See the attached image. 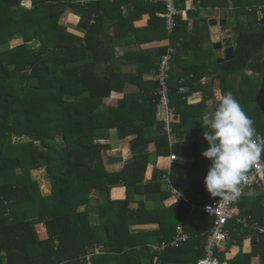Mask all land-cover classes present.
<instances>
[{"label": "trees", "instance_id": "obj_1", "mask_svg": "<svg viewBox=\"0 0 264 264\" xmlns=\"http://www.w3.org/2000/svg\"><path fill=\"white\" fill-rule=\"evenodd\" d=\"M222 1L228 7L230 0ZM24 2L0 0V264H197L205 255L213 217L193 209L184 198L165 205L172 194L163 190L157 170L150 180L145 175L148 147L155 143L158 156H180L172 161V183L192 203H208L204 182L211 161L202 155L209 148L202 117L215 93L201 79L209 67L188 64L176 72L171 61V106L181 117L179 123L171 124L172 132L180 137L173 145L167 131L147 132L156 125L157 77L150 83L151 93L144 95L125 91L128 82L141 79L136 75L130 78L114 68L108 73L96 69L99 63H114L117 54L110 42L118 39L116 29L128 19L149 13L154 38L169 37L171 46L180 42L178 48L184 50L191 41L188 21L177 15L169 35L162 16L164 0H31V7ZM129 3L132 16L121 12L123 4ZM231 4L236 15V57L214 62L212 69L218 73L224 94L234 88L231 75L241 77L233 96L264 134V0H231ZM69 9L81 16L78 25L86 31L83 35L62 24ZM15 36L23 42L6 47ZM32 41H38L39 47L30 46ZM167 50L168 45L161 46L158 61L150 57L139 67L140 77L153 67L157 72ZM183 85L189 87L188 92H180ZM198 90L203 91V100L190 104L187 98ZM113 91L124 95L116 106L107 107L105 98ZM140 119L142 124L135 125ZM112 127L120 137L134 136L130 139L134 156L125 163L111 158L110 146L98 142L100 131ZM188 156L194 160L183 159ZM42 167L51 183L48 194L32 175V170ZM185 172L189 179L181 185L179 174ZM116 186L126 187L125 199H112ZM254 188L260 191L261 185ZM138 194L157 195L164 205L148 209L136 201ZM235 205L240 212L228 227L241 249L228 264H253L254 258L264 264V232L238 221L247 219L264 228V193L248 192ZM92 212L97 213V224L92 222ZM138 224L158 226L133 230ZM179 225L189 240L170 246ZM247 239L252 246L249 251L244 248ZM163 242L167 243L164 250L153 249ZM218 256L224 263V253Z\"/></svg>", "mask_w": 264, "mask_h": 264}, {"label": "crops", "instance_id": "obj_2", "mask_svg": "<svg viewBox=\"0 0 264 264\" xmlns=\"http://www.w3.org/2000/svg\"><path fill=\"white\" fill-rule=\"evenodd\" d=\"M113 1V0H111ZM153 2H156L158 0H152ZM222 0H214L211 2H202V0H187L186 2L182 0H177V7L180 10L179 16L183 20L188 21L187 25V31L188 34H190L189 39L190 41V47L186 50L180 49V42H177L176 45H172V47L175 49V58L173 61L172 68L177 70L183 71L184 67L188 64H206L209 69L201 79V84H211L214 88L215 97L209 98L207 102L208 111H214L216 107H218L220 98L224 93L220 90V83L221 80L218 77V73L212 69L213 63H217V59L224 56V40L226 41L227 38H230L233 41V45L235 46L234 41V23L236 20L235 10L232 7L231 0L228 5V7H224L223 4H221ZM24 5L26 7H31L32 2L31 0H26L24 2ZM133 10V4H123L121 8V12L124 15H130L132 16ZM136 13V12H135ZM164 16V14L162 15ZM241 18H244V16H240ZM81 19V16L76 13L75 11L69 9L67 10L63 17H62V24L66 25L71 29L73 32H76L80 35H83L86 31L81 28L78 23ZM151 16L149 13H144L137 18H134L132 20L128 19V23H126L124 26H121L119 29H116L118 32V39L116 38L113 42H110L113 46V53H116L117 56L114 60V63L112 65H109V62L105 63H99L96 66V69H98L100 72L108 73L111 68H114L115 70H121L123 73L128 74V77L132 78L134 77L132 74L136 75L137 78H141L136 83L128 82L125 91L127 92H136V93H142V94H148L151 93L152 86H150V83L156 80V69L153 67L152 69L147 70L142 77H140L138 71L139 67H143L145 65L146 61H150V57H153L155 61H158V50L163 45H168V39H156L154 38L155 33L153 32L152 25L150 23ZM66 21V23H65ZM110 21H106V25ZM113 24V22H112ZM110 34H114V30L116 28V25L114 23V27H110ZM167 30V29H166ZM216 31L218 33H216ZM141 39V41L139 40ZM219 38V40L217 39ZM171 41V40H170ZM226 43H229L226 41ZM177 58V59H176ZM180 60L182 62H180ZM251 73V72H250ZM253 74V73H252ZM254 77H258L257 73L253 74ZM232 77V83L234 84V88L229 90L228 92H231L233 94L234 89L238 88L240 83V76L231 75ZM146 87L148 90L147 92L144 91V88ZM227 92V93H228ZM226 94V93H225ZM124 93L119 91H113L110 96L105 98V104L106 106H116L119 102V100L123 97ZM261 96H264V86L262 87V94ZM204 93L201 90L193 92L188 98V102L190 104H197L200 103L203 100ZM180 115L175 114V119L173 122L179 123L180 122ZM142 120H137L135 125H141ZM166 127L164 123L160 122L156 118V125L149 129V134H160L162 132H165ZM168 133V132H167ZM172 136L174 138V141L171 142L173 145L180 139V137H177V135L172 132ZM134 136H127V137H120L118 129L115 127H112L110 129L100 131V139L98 142L108 144L110 146V149L107 150V154L114 159H121L124 163L130 159L133 158L134 153L130 144V139ZM184 137V136H183ZM182 137V138H183ZM205 151V150H204ZM149 152V164L147 166L146 170V180H150L154 174V170H157L159 176H160V182L162 183L163 190H167L165 183L163 182L162 176L164 173L172 168V161L170 160V155L167 156H158L156 154V146L155 143H151L148 147ZM178 159L180 158L179 155ZM186 161H193V157H184L183 158ZM177 160V159H176ZM44 167L39 168L43 170ZM38 169L32 170L36 171ZM35 178V176L33 175ZM37 179V178H35ZM171 179V177H170ZM189 176L188 173H181L179 174V184L185 185L188 182ZM38 180V179H37ZM172 181V180H171ZM173 184V183H172ZM50 185V191H51V183ZM174 185V184H173ZM174 187L183 195H186L183 191H181L176 185ZM42 189V188H41ZM43 191V190H42ZM171 192V191H170ZM44 193V192H43ZM50 193V192H48ZM204 193L205 198L208 199V202L214 199L210 195V193L207 191L205 182H204ZM250 193H253V195H259L260 193H264V186H261L260 191L256 190V188H253L249 195H252ZM171 197L168 199L165 203V205H170L173 202L177 201L179 198L175 194L171 192ZM127 196L126 187L125 186H116L111 191V197L115 200L125 199ZM187 196V195H186ZM136 201H142L146 208L152 209L154 207H158L160 205H164L162 200L159 199L157 195H151L147 196L145 194H138L135 197ZM185 199V198H184ZM187 199L189 200V204L192 205H201L192 203L191 199L187 196ZM204 204V203H202ZM200 210V209H199ZM234 212L235 214L240 212V208L238 206H234ZM92 222L94 224H97L99 222L98 216L96 212H92ZM158 225L155 224H138L133 225V230H139V229H152L156 228ZM155 245V244H154ZM244 248L246 250H251L252 246L250 243V239H247L245 242ZM241 247L237 243L236 240L231 239L230 241L226 242L223 245V250L221 253H224L225 259L224 263L228 264L230 260H232L240 251ZM253 264H259V258L253 259Z\"/></svg>", "mask_w": 264, "mask_h": 264}, {"label": "clouds", "instance_id": "obj_3", "mask_svg": "<svg viewBox=\"0 0 264 264\" xmlns=\"http://www.w3.org/2000/svg\"><path fill=\"white\" fill-rule=\"evenodd\" d=\"M202 126L208 129L204 139L209 144L202 155L211 161L206 189L225 206L236 203L247 194L252 170L264 160V134L231 92L222 95L214 111L203 114Z\"/></svg>", "mask_w": 264, "mask_h": 264}, {"label": "built area", "instance_id": "obj_4", "mask_svg": "<svg viewBox=\"0 0 264 264\" xmlns=\"http://www.w3.org/2000/svg\"><path fill=\"white\" fill-rule=\"evenodd\" d=\"M166 4V11L164 13L166 29L169 35L173 32L176 25V16L179 15L180 10L177 7V0H164ZM261 7L260 10H262ZM175 49L170 45V38L168 37V50L165 54L160 57L159 66L156 72V77L159 81V93L160 101L157 105L156 118L160 122L164 123L166 130L169 134L170 142L174 141L172 136L171 124L175 119V112L171 106L170 98V86L169 81L171 79L170 66L171 61L174 59ZM189 87L183 85L180 87V92H188ZM178 159L177 154L171 153L170 160L174 161ZM171 168L166 174L162 176L163 182L166 188L170 190L173 194L178 197H183L186 200L187 196L180 193L172 184L170 179ZM257 185L264 186V160L261 161L257 168H254L251 173L250 185L245 189V192H250ZM219 198H214L208 203L201 205H192L193 209H200L206 214L213 217V225L205 240V255L200 258L197 264H225L220 261L218 253L223 250V245L232 239L231 230L228 227L229 221L235 216L234 203L225 206ZM189 201V200H188ZM209 207H211L209 209ZM209 209V210H208ZM245 227H253L258 229L261 233L264 232V228L260 227L258 223L250 224L247 219H239ZM189 240V234L184 230V228L179 225L177 228L176 235L170 242V246H179L181 244L187 243ZM167 243L163 242L161 245H153V249L156 251H162L166 248Z\"/></svg>", "mask_w": 264, "mask_h": 264}, {"label": "rangeland", "instance_id": "obj_5", "mask_svg": "<svg viewBox=\"0 0 264 264\" xmlns=\"http://www.w3.org/2000/svg\"><path fill=\"white\" fill-rule=\"evenodd\" d=\"M65 23H66V21H65ZM23 42V39H22V37L21 36H15V37H13L12 39H11V41L7 44V45H5L6 47L7 46H10V47H12V46H16V45H18V44H20V43H22ZM30 46H32V47H36V48H38L39 47V42L38 41H32L31 43H30ZM264 83V82H263ZM261 100L262 101H264V96H261ZM33 175L35 176V178H37L38 179V181L40 182V185H41V188H42V190H43V192H44V194H48V192H50V181H49V179L47 178V170H46V168H43V170H41V169H38V170H36V171H33Z\"/></svg>", "mask_w": 264, "mask_h": 264}, {"label": "water", "instance_id": "obj_6", "mask_svg": "<svg viewBox=\"0 0 264 264\" xmlns=\"http://www.w3.org/2000/svg\"><path fill=\"white\" fill-rule=\"evenodd\" d=\"M216 33H218L216 31ZM219 40V38H217ZM229 42V43H226ZM224 40V56L217 59V63H225L233 60L236 57L235 46L233 45V41L230 38ZM253 195V193H250Z\"/></svg>", "mask_w": 264, "mask_h": 264}]
</instances>
